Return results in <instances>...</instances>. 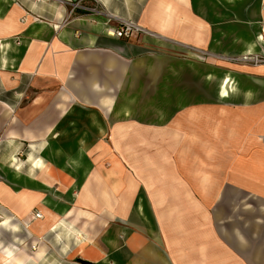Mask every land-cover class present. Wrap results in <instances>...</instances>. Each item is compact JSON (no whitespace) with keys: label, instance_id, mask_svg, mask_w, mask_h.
<instances>
[{"label":"crops","instance_id":"1","mask_svg":"<svg viewBox=\"0 0 264 264\" xmlns=\"http://www.w3.org/2000/svg\"><path fill=\"white\" fill-rule=\"evenodd\" d=\"M64 1L0 0V40L12 39L16 57L13 67L0 68V229H5L6 215L24 227L23 239L17 238L19 231L5 229L12 234L9 243L20 239L31 253L45 245L38 261L26 263L37 264L49 252L46 242L56 225L64 231L54 234L57 242L87 239L85 251L91 256L77 255V246L71 253L80 264H264V153L228 162L230 171L224 174L228 164L221 159L222 152L264 140V72L223 62L242 77L240 94L223 100L213 72L224 69L154 53L173 46L201 48L212 57L217 52L237 55L241 36H254L264 23V0H141L139 11L145 12L139 21L121 15L126 0H71L82 5L75 10ZM165 6L171 7L172 19L159 29ZM99 7L104 13L88 10ZM105 14L131 20L146 32L109 36ZM5 20L12 22L9 28ZM117 24L116 19L108 23ZM260 52L264 56L263 48ZM136 74L157 78L161 91L174 77L178 104L195 106L183 108L179 118L184 123L172 131L176 134L148 137L185 138L177 159L183 169L189 163L201 167L196 157L204 158V149L213 148L212 159L205 157L208 167H215L211 215L210 191H201L199 176L126 178V163L136 166V153L123 145L129 138L118 119L126 118L114 114L120 101L115 95L126 88L125 78ZM200 88L208 93L204 99L196 95ZM106 99L111 100L108 106ZM221 107L226 114L219 136H213V119ZM208 113H213L210 123ZM192 144L200 152L193 160ZM85 181L90 198L81 201ZM21 192L31 205L26 215ZM139 198L143 213L136 209ZM35 211L42 216L35 218Z\"/></svg>","mask_w":264,"mask_h":264},{"label":"rangeland","instance_id":"2","mask_svg":"<svg viewBox=\"0 0 264 264\" xmlns=\"http://www.w3.org/2000/svg\"><path fill=\"white\" fill-rule=\"evenodd\" d=\"M124 1V0H123ZM141 0H126L128 5L124 6V11L121 12V15L123 16H129L131 18H134L136 20H141V17L143 15L142 11H139L140 2ZM126 2H124L126 4ZM98 12L104 13V10L99 7L96 8ZM150 11V10H149ZM147 11V12H149ZM261 28L264 27V23H261ZM156 55L161 54H172L174 56L180 57V58H194L198 63L200 64H215V66L226 69L229 65H223L226 63H233V64H241L239 62H236L234 60H230L231 57H237L235 55H229L227 56L228 59L225 61L220 56V54L217 52L216 54H213L214 57L209 56L208 53H203L200 51L190 50L188 48H180V47H161V49L156 50ZM261 55V54H260ZM263 58L264 56L261 55ZM137 57V56H136ZM133 57V58H136ZM138 58V57H137ZM213 58V63L210 61ZM132 59V58H131ZM222 62V65H219V62ZM224 62V63H223ZM137 63V62H136ZM258 64H264V63H258ZM255 66V64H248ZM137 67H142L141 64L136 65ZM169 76V75H168ZM157 78L150 77L149 75H140L136 74L134 76L126 77L125 81L130 83V85H126V83L123 81L121 82L122 85H126V88H122V90L118 93H116L115 97L116 99H121L118 103L124 102V97H132L134 98L133 102L131 103V116L129 118L124 119L123 121L121 119H118V121L122 122L124 132L127 134L125 137L129 138L128 140L123 141V145H130L134 148V151L136 153L135 156V164H129L126 163L127 167V174L126 178L128 180L133 179H141V180H147L145 178V175H148L151 179H165V178H174V177H181V176H191L193 169L196 168V164L189 163L188 169L182 168L179 166V163L177 159L179 158V151L180 147L185 144V138L181 137H171V138H149L148 136H152L156 134H163V133H173V130H179L180 125L184 122H181L180 124V116L184 115V110L188 109L189 107H195L194 105H180L178 104V97H175V93L177 91V82L174 79V77L169 76L166 81H168V89L166 88L165 91H161L162 85L159 83L158 85H155V80ZM165 78L162 79L164 81ZM152 82V84L150 83ZM154 83V84H153ZM130 88V89H129ZM201 89V90H200ZM199 90H195L199 95L204 99V97H207V92L204 93V90L200 88ZM191 91V90H189ZM108 96V95H107ZM156 108H160L162 111H164L165 115L158 120L157 113H155ZM112 110V108H111ZM109 110L112 117L115 115L113 112ZM165 117V118H164ZM125 118V117H124ZM164 119V120H163ZM163 120V121H162ZM188 127H192L191 123L189 122L187 124ZM159 133H156V132ZM132 136H141L146 137L141 140H135L131 139ZM4 135L0 133V144L1 140H3ZM181 138V140H180ZM204 138V137H203ZM206 138V137H205ZM260 143H254L252 147H246L244 149H236L232 148L228 154H225L224 152L221 153V159L225 160L228 164L232 163L233 161L240 160L244 161L248 157H255V153H264V140H260ZM171 143V144H170ZM111 144V143H109ZM167 146V147H166ZM166 147V148H165ZM189 158L193 160V158L196 155H200V152L197 150V144H192L190 146L189 150ZM191 162V161H190ZM140 167L139 171L135 173L134 169ZM179 167H181L179 169ZM230 169V164L227 165L226 170ZM227 170L224 173H228L230 170ZM132 170V172L130 171ZM204 170L211 171L209 167H205ZM192 186V185H191ZM207 207L209 208V213L211 215V212L214 210L213 206L215 204V193L210 191V194L207 197ZM55 226L54 231H50L49 239L46 242L48 244V253L46 254L45 258L41 260L37 264H80L79 260H77V257L71 256L72 251L74 250L76 243H74V239H65L60 242H57L56 237L53 240V236L56 233H64L62 231V227ZM51 226L50 228L52 229ZM74 232H76V229H73ZM71 235V234H70ZM69 235V236H70ZM12 234L9 233L8 230L5 231V229H0V239L1 241L5 242V245L9 244V241H11ZM24 236V232L19 231L17 233V238H21ZM25 243V242H23ZM3 244V243H2ZM23 246V245H22ZM19 246V247H22ZM71 256V257H70ZM32 264V263H28Z\"/></svg>","mask_w":264,"mask_h":264},{"label":"bare ground","instance_id":"3","mask_svg":"<svg viewBox=\"0 0 264 264\" xmlns=\"http://www.w3.org/2000/svg\"><path fill=\"white\" fill-rule=\"evenodd\" d=\"M1 11V9H0ZM172 9L170 6H165L163 9H160V13L158 15V23H159V29L164 28L172 19ZM7 16H5L6 18ZM9 22V21H8ZM7 22V20H5L6 23V27L10 25H12V22L10 21L9 23ZM156 22V29L158 28V24ZM101 27V24H98L96 27V31H98V29ZM256 34L254 36L252 35H243L241 36V40H240V46L242 47V49L239 51V54H235L236 56H241L244 54H261V49H264V27L261 28V26L259 27V29L256 30ZM94 37L91 36L90 41L93 42ZM12 39H1L0 40V68H10L14 66V62L16 61V57L14 55L11 54L12 51L15 50L14 44L12 43ZM195 48V47H193ZM196 50H200V52H206L204 50H201V48H195ZM231 54H229L228 52H225V54H221V57L223 58V60H225L226 56H229ZM225 58V59H224ZM186 62L192 64V62L190 61V59L186 60ZM21 69L27 71V70H31L30 68L27 67H22ZM256 69L257 71L259 70L260 72H264V64H257L256 65ZM211 72L210 71V75L207 74V77L211 76ZM215 75V80L218 83L217 86V96H219V98L226 100V98H231L233 96H238V94H240V78H242L238 73H236L235 71L231 70L230 68H226V70H217V72H213ZM248 92H245V95H247ZM121 100V99H120ZM134 98L132 97H124V102H120L117 104V106L115 107V112L114 114L116 115H121L125 118H129L131 116V106H132V102H133ZM111 100L110 99H106L105 103L108 106ZM155 113H157V117L158 120H160L164 115V111H162L160 108H156L154 109ZM219 116L218 118L214 117L213 119V124H212V134L213 136H219V130L221 129V118L226 114L224 112V108H220L219 109ZM213 113H208L207 114V119L210 123V120L212 122V118H213ZM185 150V149H183ZM213 148H205L204 149V155L206 157V159H212L213 157ZM128 159L132 158V153H127ZM204 158L201 157H196V160L198 161L199 165H201V167H197L193 173L192 176L200 177V186H201V191H205L209 194V191L212 189L213 187V177L212 175V171L213 168H215L214 166L209 167L210 169H212L211 171H207L204 170L203 167H208V161ZM79 158V156L75 157L74 161H77ZM34 165H38L41 166L39 161H36L34 163ZM145 178L147 180L150 179V177L148 175H145ZM86 183L87 181L84 182V186H82L81 188V192L79 194L80 196V200L81 201H85V200H89V192L86 189ZM20 197H22V207H23V211L22 213L24 215L27 214V212H29L31 205L29 204L28 201H26V199L23 197L22 192L19 194ZM136 209L139 210L140 212L143 213L142 210V198H139L137 201V205H136ZM1 226H3V228H7L12 230L13 232H18V231H22V228L24 227H20V225L17 224H13L11 223V218L9 215H6V217L3 219ZM53 228V227H52ZM55 228V226H54ZM15 237V236H14ZM16 243H9L7 245H3L0 246V252L2 253L0 255V264H26L28 262V260H33V261H38L40 259V257L44 254L45 251V245L40 244L39 248L31 253L29 252V247L28 245L22 243L20 239L14 238ZM80 238H76L75 237V241L77 244V248H76V254L78 255V253H80V255L82 256H91V253H86L85 251V247H87V239L84 240H79ZM78 240V243H77ZM23 245V246H22ZM22 246V247H19ZM32 247V246H31ZM79 247V248H78ZM104 261H107L106 259H104V257L102 258Z\"/></svg>","mask_w":264,"mask_h":264},{"label":"built area","instance_id":"4","mask_svg":"<svg viewBox=\"0 0 264 264\" xmlns=\"http://www.w3.org/2000/svg\"><path fill=\"white\" fill-rule=\"evenodd\" d=\"M36 1H48V0H36ZM62 2H65V1L62 0ZM66 2H68V4L71 5L72 10L82 7V5L78 3V1L73 2L71 0H66ZM88 10H90L91 12H98L96 8H89ZM105 15L107 16V20H108L107 27H106V34L109 36H112V37L115 36L116 38H129L132 35V33L145 34L146 32V30L142 29V27H140L138 24L134 23L131 20H123L114 15H109V14H105ZM112 19H116L118 21V24L116 26L108 25V23ZM225 58L228 59L227 56ZM229 59L234 60L239 63L242 62L245 64H255V66L258 63H264V58L260 54H244V55L237 56V57H231ZM33 213H34L35 218L42 216L41 213H39V211L38 212L35 211Z\"/></svg>","mask_w":264,"mask_h":264},{"label":"water","instance_id":"5","mask_svg":"<svg viewBox=\"0 0 264 264\" xmlns=\"http://www.w3.org/2000/svg\"><path fill=\"white\" fill-rule=\"evenodd\" d=\"M80 262L83 263V264H90L89 261L80 260Z\"/></svg>","mask_w":264,"mask_h":264}]
</instances>
